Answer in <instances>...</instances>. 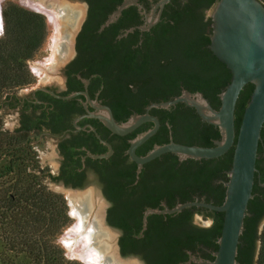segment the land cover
<instances>
[{
  "label": "trees",
  "instance_id": "obj_1",
  "mask_svg": "<svg viewBox=\"0 0 264 264\" xmlns=\"http://www.w3.org/2000/svg\"><path fill=\"white\" fill-rule=\"evenodd\" d=\"M115 1L120 4L123 0H107L110 12H113L119 5H113ZM217 1L201 0V2H206L207 7L215 5ZM261 1L264 2V0ZM2 17L4 28L0 36V106L3 103L7 104L17 89L34 82L35 76L29 68L28 61L37 54L48 34L47 20L42 13L22 7L13 1H9L3 6ZM171 17L175 22L181 20L179 14H173ZM116 20L102 28L103 30L101 29L100 32L97 31V27L87 29V33L84 35V38L93 45L89 48L86 43L84 47L96 50L95 53L90 54L95 56L90 58V64L94 67L92 70H106L110 73L134 71L137 76L132 80L135 84H139L144 79L142 75L151 73L154 63L163 58V53L168 56L167 60L170 61L169 75L166 81L172 89V91L165 92L166 100L178 96L175 88L180 86L179 81L181 80L184 86L189 89H202L211 103L217 108L220 107L219 95L230 82L232 74L227 65L209 48L212 35V27L209 28L211 18L205 21L203 14L190 17L186 20L188 25H195L197 22L204 25L193 28L189 32H194L191 35L188 33L186 36H180L176 34V29L164 26L165 29L157 30V36L149 34L150 36L139 45L140 47L135 49L129 46L127 49L124 48L132 35L119 38L121 30L116 26ZM208 30L211 32H207ZM105 34L108 37L106 42H104ZM154 44L159 47L166 45L169 52H157L156 55H153L151 47ZM178 49L180 60L174 57ZM147 81L149 82V78L145 84L149 86ZM253 89V83L247 84L238 99L236 107L237 132ZM154 91L155 93H153ZM136 96H141V101L146 102L149 98L162 95L158 90L150 89L149 92L146 89V92H129L127 95H123V98L135 99ZM125 102L127 100L122 99L119 101V105ZM114 108L119 117L121 108ZM180 110L183 117L182 123L186 122L188 128L200 123L205 126L201 133V143L213 144L221 138L218 127L200 120L198 115L192 113V109L181 108ZM170 118H174V116L172 115ZM120 120L122 121L123 118ZM30 134L31 129L28 127H20L13 131L0 129V156L9 158L0 174V179L3 178L8 183L6 187L0 189V264H85L79 260L68 258L64 248L57 242L59 234L71 221L68 204L63 194L49 189L44 183L47 169L40 167L37 153L29 140ZM213 138L217 139L213 140ZM116 149L120 154L123 147L119 146ZM233 154L234 147L224 154V157H220L221 160H224L223 164L215 163L216 158L194 159L198 170L194 173L190 172L191 166L189 165L187 168L188 178L193 176L194 179L201 178L206 186L211 185L214 177L226 178L228 170L226 174L223 170L226 168L230 170ZM258 156L256 177L259 174L261 176L259 183L254 184V197L249 201L248 206L250 215L245 219V229L240 238L237 256L240 264H264V226L262 231H259L260 223L264 218V185L261 184L264 182V129ZM197 160H201L200 162L203 163L201 164ZM192 174L194 175L192 176ZM52 178L57 179L58 177L52 176ZM118 178L119 171L113 179L115 185L107 184L105 194L113 200L128 199L131 195L126 194L122 186L116 184ZM227 180H221L225 187ZM70 181L74 182L75 186L80 182L76 177ZM215 191L218 193L216 203H221L224 187L218 185ZM116 212L113 211L110 222L126 230L120 239L124 255L138 254L149 264H198L189 262L187 249H191L199 243H203L207 248L218 249V239L223 226L222 213L216 212V221L210 228L194 225L188 210L184 215L178 218L174 217L169 222L158 217L150 221L149 228L144 231L145 237L140 238L135 234L141 228L142 220L139 221V228L134 230L128 213L121 212L117 215ZM204 258L214 259V255L209 252L205 254Z\"/></svg>",
  "mask_w": 264,
  "mask_h": 264
},
{
  "label": "flooded vegetation",
  "instance_id": "obj_2",
  "mask_svg": "<svg viewBox=\"0 0 264 264\" xmlns=\"http://www.w3.org/2000/svg\"><path fill=\"white\" fill-rule=\"evenodd\" d=\"M57 1L63 2L62 6L66 7L67 13L64 14V17L68 21V24L71 25V28L83 18L81 28L74 37V43L65 39L66 42L64 43L68 44V48H66V45L64 46L66 49L62 48L64 55L62 56L63 65L61 66V76L56 83L35 85V82H32L21 87L20 90L22 93L16 91L8 100L7 104L3 103L2 106H6L9 110L17 112L18 125L14 130L20 127H28L31 129V133L42 132L57 138V151L60 156L58 169L56 173L47 170L45 179L48 178L51 182L77 189H82L89 185H97L100 188L105 200L106 206L103 211L106 223L108 224L103 222L102 225L107 231L113 229L119 234V256L117 255L119 260L123 262L133 261L138 264L134 260H125L126 258L136 257L140 259L142 264H149L138 254H123L120 239L126 230L110 222L113 211H117V215L121 212H127L132 229L134 230L139 228V221L142 220L141 228L135 234L136 237L140 238L142 236L145 237L144 231L149 228L150 221L159 217L165 222H169L174 217L178 218L184 215L187 210L191 213L190 215L194 225L210 228L216 221V212L223 214L224 222V212L197 205L185 207L181 211L174 213H150L146 215V211L148 209L163 210L166 207L174 208L178 204L189 201L222 205L225 200L226 187L221 180H227V176L226 178L214 177L211 185L206 186L201 178L194 179V174H192L193 177L188 178L187 168L189 165L191 166L190 172L194 173L198 170L196 160L181 159L174 153L162 154L152 161L145 163L142 169L139 170L137 162L128 153L129 141L153 128L155 123L153 121H146L133 132L126 135H118L111 131L101 118L88 115L92 112H100L93 103L109 106L116 120L120 123L129 120L134 114H145L147 112L158 118L160 122L159 129L156 134L136 150L139 156L146 155L155 145L167 144L172 140L182 144L200 146H213L215 142L213 144L201 143V133L205 129L203 123L196 125L193 123L194 126L189 128L186 122L182 123L181 108L192 109V113L194 112L202 120L195 107L184 102H179L169 107L151 106L154 103L173 99H165V92L172 91L166 81L169 75L170 61L167 60L168 56L162 53L163 51L169 52L166 45L162 47L157 45V47L154 44L151 47L153 55L161 52L163 58L154 63V68L151 69V73L142 75L144 79L139 84H135L132 80L137 76V73L134 71H128L127 73H110V71L106 70L94 71L92 70L94 67L90 64V58L95 56L90 54L95 53L96 50L84 47L86 43L89 45V48L93 47L88 39L84 38V35H86L87 29L94 27L99 29H97L98 32L103 30L102 25L112 12H110L107 0ZM137 1L142 7L136 4L130 5L116 20V26L121 30L119 38L132 35V38L128 39L126 43L127 47L126 45L124 46L126 49L128 46L132 49L140 47L139 45L148 36H157V30L161 31L165 29L164 26L176 29V34L180 36H186L188 33L191 35L194 31L192 33L189 31L204 24L197 22L195 25H188L186 20L192 16L197 17L203 14L204 20L207 21L210 18L208 11L214 6L207 7L206 2H201V0H170L162 9L160 20L150 29L142 30L141 27L147 25V20L152 13L153 6L160 0ZM115 4L118 5L119 3L115 1L113 5ZM173 14H179L181 20L175 22L171 17ZM209 28L211 29V24ZM106 41H108V37L105 34L104 42ZM174 57L180 60L179 49L176 50ZM147 78H149V82L147 81L149 86L145 85ZM179 84L180 86L175 88L177 95L181 94L183 89L193 94H204L202 89L192 90L187 88L181 80ZM146 89L149 92L150 89L152 91L158 90L162 96L149 98L146 102L141 101V96H136L135 99L123 98V95H127L129 92H146ZM73 93H76V95L71 98H66ZM86 93H88L89 99ZM122 99L127 100V102L119 105V101ZM212 106L217 108L213 104ZM114 107L121 108L119 117ZM172 115L174 118H170ZM122 118L123 120L121 121L120 119ZM216 139L213 138V140ZM108 144H111L113 148L110 156L104 158L91 156V154H107L110 151ZM119 146L123 147L120 154L116 151V148ZM216 159L214 160L215 163L223 164L224 160H221L220 157ZM200 161L197 160V162L202 164L203 162ZM227 170L229 169L226 168L223 172L226 174ZM118 171L119 178L116 184L122 186L126 194L131 195L128 199L120 198L113 200L105 194L107 184L115 185L113 179H115ZM52 176L58 178L54 179ZM260 176L259 174L256 177L255 184L259 183ZM73 177H76L80 181L77 186L74 185V182L70 181ZM218 185L224 187V196L221 203H216L218 193L215 189ZM100 206V214L102 217V204ZM91 207L92 204L88 207V212L92 211ZM202 218L210 220V223L201 224L199 220ZM260 226L259 231L261 232ZM142 229L144 230L142 231ZM98 242H100V239H98ZM187 251H189V260L193 256L197 259L214 260L204 258L206 253H212L215 250L210 247H205L203 243H199L195 247L187 249Z\"/></svg>",
  "mask_w": 264,
  "mask_h": 264
},
{
  "label": "water",
  "instance_id": "obj_3",
  "mask_svg": "<svg viewBox=\"0 0 264 264\" xmlns=\"http://www.w3.org/2000/svg\"><path fill=\"white\" fill-rule=\"evenodd\" d=\"M169 1L160 0L153 6L147 25L142 26V30L150 29L160 20L162 9ZM133 4L142 7L137 0H124L110 14L102 28L114 22L124 9ZM209 16L212 27L209 48L227 65L232 74L230 82L219 95L220 107L218 109L214 108L203 93L193 94L186 89H183L182 93L172 100L154 103L151 106L169 107L184 102L195 107L203 121L220 129L221 138L215 141V145H187L172 140L167 144L155 145L146 155L139 156L136 150L156 134L159 129L160 122L157 117L148 112L134 114L129 120L120 123L116 120L109 106L96 103H93V105L100 112H92L88 115L101 118L106 126L118 135L131 133L146 121L155 123L153 128L130 140L128 153L137 162L139 170L142 169L145 163L165 153H174L181 159H213L223 156L234 147L232 166L227 171L228 180L225 181L226 196L222 205L189 201L178 204L174 208L148 209L146 215L150 213H174L194 205L224 212L222 232L218 239L219 247L212 252L215 257L214 260L205 261L193 256L189 262L193 261L198 264H240L237 259L240 238L245 229V219L250 215L248 213L249 201L254 197V184L258 172V151L264 129V2L261 0H218L211 8ZM82 21L83 18L72 28L69 38L74 39L81 28ZM249 83L254 84V89L244 109L237 132V102L242 90ZM75 95L76 93H73L66 98ZM86 95L89 99L88 93ZM108 145L110 151L107 154H91V156L95 158L110 156L113 148L111 144ZM261 184L264 185V182ZM102 222L106 223L103 210ZM263 226L264 219L260 226L261 231Z\"/></svg>",
  "mask_w": 264,
  "mask_h": 264
},
{
  "label": "rangeland",
  "instance_id": "obj_4",
  "mask_svg": "<svg viewBox=\"0 0 264 264\" xmlns=\"http://www.w3.org/2000/svg\"><path fill=\"white\" fill-rule=\"evenodd\" d=\"M9 1H13L27 9L40 12L45 16L48 25L47 37L42 47L37 52V54L28 61V65L35 76L34 79L35 85L36 84L41 85L44 83H56L59 77L61 76V66L63 65L62 56L64 55L62 48H65L64 44L61 48H59L60 44L58 45V41L67 39L69 40V42L74 43V39L72 37L69 38V33L73 29L71 28V25L68 24V21L64 17V14L67 13L66 7L62 5L60 6L58 4L47 3V5H45V9H42L43 7L39 8L38 3H40L39 5H41V2L43 0H0V36L2 35L4 28L2 8ZM82 7L84 6L82 5ZM50 10L53 11L54 14L56 15L58 14L63 17V23H64V24L62 23L63 25L58 24L59 25L58 26L56 24L55 17L51 16V14L49 15L48 11ZM209 13L210 10L208 11V14ZM16 91L22 93L20 88L17 89ZM17 125H18L17 112L9 110L6 106H0V129H8L13 131L17 127ZM29 140L31 142V145L33 146L34 151L37 153L40 167L43 169L45 168L53 173H56L60 160V156L57 151V142H58L57 138L46 133L37 132V133H31L29 135ZM8 159L9 158L6 156H0V174L2 173L6 164L8 163ZM44 183L49 187V189L64 195V197L67 200L68 211L71 217V221L68 224V226L64 228V230L59 234L57 238V242L64 248L65 254L68 258L79 260L85 264H93L87 255L89 252H88V247L85 246L83 243V234L80 233L82 218L76 212L77 208L83 207V205L86 204L85 203L86 201L77 200L76 202L71 199L69 193H74V192L83 193V192L91 191L93 194V200L95 206H97L98 204H102L103 205L102 210H103L106 205L100 188L97 185H89L88 187L77 189L69 186L68 187L63 186L60 183L51 182L48 178L46 179L44 178ZM7 185L8 183L6 182L5 179L3 178L0 179V189H2V187H6ZM92 206H93L91 207V209L93 208L92 211L88 213L86 212L87 217L84 218L83 216L84 225L86 229L90 226V222L92 221L93 216H91V214L92 215L95 214L96 211L95 206L94 205ZM199 222L201 224H208L210 223V220L202 218L199 220ZM110 230L115 235V236L113 235L114 236L113 242L115 241V245L117 249L116 252H118L117 254H119V245H118L119 234L113 229ZM125 260H134L138 264H142L140 259L136 257L126 258Z\"/></svg>",
  "mask_w": 264,
  "mask_h": 264
},
{
  "label": "bare ground",
  "instance_id": "obj_5",
  "mask_svg": "<svg viewBox=\"0 0 264 264\" xmlns=\"http://www.w3.org/2000/svg\"><path fill=\"white\" fill-rule=\"evenodd\" d=\"M47 3L58 4L61 6L63 2L61 3L57 0H43L41 2V5H39L40 3H38V6H39V8L43 7L42 9H45V5H47ZM48 12H49V15L51 14V16L55 17V22L57 25L63 23V17L62 16H60L58 14L57 15L54 14L53 11H51V10ZM64 42H66L65 39H63L62 41H58V45L60 44L59 48H61L63 46V44L66 45V48H68V46H67L68 44H66ZM69 196L71 197L72 200H74L76 202H77V200L86 201L85 202L86 204H84L83 207L77 208L76 212L82 218L81 219V226H80V229H81L80 233L83 234L84 245L88 247L89 253L87 255L90 258L91 262L93 264H136L133 261L123 262V261L119 260V258L117 256L118 254H116L117 249H115V244L113 242V237L115 235L111 231H107L103 227L102 217L100 214V207L101 206H100V204L95 206L92 192L91 191L83 192V193L74 192V193H69ZM92 201H93V203H92ZM91 204L95 206L96 211H95V214H93V215L91 214V216H93L92 221L90 222V219H89L90 226L86 229L85 225H84L83 216H84V218L87 217L88 207L91 206ZM98 239H100V242H98Z\"/></svg>",
  "mask_w": 264,
  "mask_h": 264
}]
</instances>
